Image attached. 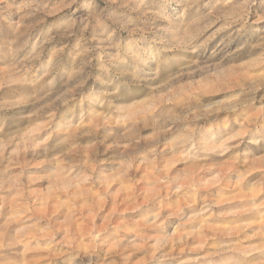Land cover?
I'll list each match as a JSON object with an SVG mask.
<instances>
[{
  "label": "rangeland",
  "instance_id": "374dc122",
  "mask_svg": "<svg viewBox=\"0 0 264 264\" xmlns=\"http://www.w3.org/2000/svg\"><path fill=\"white\" fill-rule=\"evenodd\" d=\"M0 264H264V0H0Z\"/></svg>",
  "mask_w": 264,
  "mask_h": 264
}]
</instances>
